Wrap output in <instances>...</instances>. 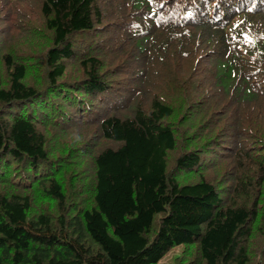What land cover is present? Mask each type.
I'll return each mask as SVG.
<instances>
[{
    "label": "trees",
    "instance_id": "trees-1",
    "mask_svg": "<svg viewBox=\"0 0 264 264\" xmlns=\"http://www.w3.org/2000/svg\"><path fill=\"white\" fill-rule=\"evenodd\" d=\"M264 264V0H0V264Z\"/></svg>",
    "mask_w": 264,
    "mask_h": 264
},
{
    "label": "rangeland",
    "instance_id": "rangeland-1",
    "mask_svg": "<svg viewBox=\"0 0 264 264\" xmlns=\"http://www.w3.org/2000/svg\"><path fill=\"white\" fill-rule=\"evenodd\" d=\"M180 245L174 246L170 250H168L158 261L156 264H172L173 260L180 253Z\"/></svg>",
    "mask_w": 264,
    "mask_h": 264
}]
</instances>
